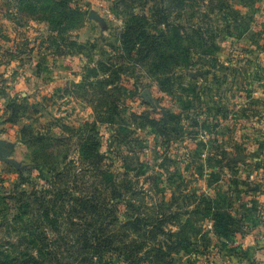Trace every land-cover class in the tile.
Returning <instances> with one entry per match:
<instances>
[{"label": "rangeland", "instance_id": "rangeland-1", "mask_svg": "<svg viewBox=\"0 0 264 264\" xmlns=\"http://www.w3.org/2000/svg\"><path fill=\"white\" fill-rule=\"evenodd\" d=\"M34 189L80 264H264V0H0V225Z\"/></svg>", "mask_w": 264, "mask_h": 264}, {"label": "trees", "instance_id": "trees-1", "mask_svg": "<svg viewBox=\"0 0 264 264\" xmlns=\"http://www.w3.org/2000/svg\"><path fill=\"white\" fill-rule=\"evenodd\" d=\"M59 175L62 176V174ZM56 195L57 193L54 196L56 197ZM9 196L7 195L4 199H10L13 202L11 205L10 203H7V205L9 210L14 208L16 213L12 219L0 225V227H6L8 231L6 243H0V246H5L0 251V264L83 263L86 257H83V247L79 245L81 241L79 227L84 221L82 218L81 222H76L71 221V217H63L60 214L62 204L58 203V199H52L53 194L49 195L34 189L32 192L16 191L14 195ZM70 196L72 195L70 194ZM78 199L83 202V209L93 205L88 206V200L84 197H76V200ZM72 209H74L73 205L70 208L65 206L66 212H70ZM132 223V220L127 222L129 225ZM13 232L18 237V241L15 243L12 241ZM69 236L73 237V244H77L76 249H74V245L68 248L65 246ZM94 237L96 241L100 239L99 243L101 244L103 237L91 235L89 238L94 240ZM157 245L159 247H155V249L157 251L160 249L163 253L164 246ZM99 247L98 245L96 248ZM128 247L126 243H123L118 249L121 252H128L127 256L136 260L138 255L128 250Z\"/></svg>", "mask_w": 264, "mask_h": 264}, {"label": "water", "instance_id": "water-1", "mask_svg": "<svg viewBox=\"0 0 264 264\" xmlns=\"http://www.w3.org/2000/svg\"><path fill=\"white\" fill-rule=\"evenodd\" d=\"M93 17L97 18V19H100V17L98 15H96L95 13H91ZM9 151L7 150L6 153H8ZM9 161H12V162H15L13 159H8V158H5Z\"/></svg>", "mask_w": 264, "mask_h": 264}]
</instances>
